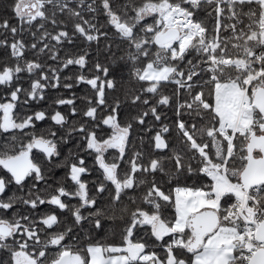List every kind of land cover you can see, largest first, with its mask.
<instances>
[{
    "label": "snow or ice",
    "instance_id": "1",
    "mask_svg": "<svg viewBox=\"0 0 264 264\" xmlns=\"http://www.w3.org/2000/svg\"><path fill=\"white\" fill-rule=\"evenodd\" d=\"M11 8L18 25L0 21L9 57L0 61V133L10 135L0 145V264H264V0H12ZM109 29L126 49L121 67L140 85L125 92L137 109L127 118L119 96L108 99L119 69L89 67L88 51L64 47L108 40ZM45 57L79 66L74 83L93 92L81 111L75 98L55 101L80 117L63 133L67 117L51 114L60 135L37 133L45 110L22 111L49 87L73 88ZM162 109L174 119L165 122ZM136 126L148 137L144 151L133 150ZM73 133L81 147L57 164ZM55 167L71 187L55 181L42 196L38 184L52 189ZM93 170L99 177L85 179ZM106 220L123 224L120 243L74 235Z\"/></svg>",
    "mask_w": 264,
    "mask_h": 264
},
{
    "label": "trees",
    "instance_id": "2",
    "mask_svg": "<svg viewBox=\"0 0 264 264\" xmlns=\"http://www.w3.org/2000/svg\"><path fill=\"white\" fill-rule=\"evenodd\" d=\"M12 0H0V21L3 19H8L13 25H18L17 19L14 17L12 8H11ZM97 21L99 23H103V18L97 16ZM68 28L71 29V24H68ZM48 31L53 32V28L51 26H48ZM3 36V30H0V37ZM9 40H11V36L9 34ZM25 40L30 44L33 42V39L30 35H25ZM39 41V37H37V42ZM54 43V42H53ZM112 44V47L109 49L108 45ZM118 38L115 37L112 34V30L109 29V39L105 40L101 38V41L99 43L92 42L91 46L88 45L87 42H84L82 40L76 41V46L73 48L72 46L65 45V50L68 52H77L86 50L89 53V59L90 64L89 67L92 66L95 62H100L102 64H105L106 66H111L112 69H119V74L116 77L120 87L116 90L115 93H112L109 91L108 93V99L111 103L113 101V98L115 96H119L120 100L122 101V108L121 111L123 113V117L127 118L129 115H135L137 109L131 107L130 105V97L126 99L125 92L132 89L133 86L136 88H139L140 85L136 83L135 81H130L129 79V67H121L122 65L126 64L127 61H121L119 57L121 55H124L126 49L121 47V49L117 48ZM27 58L33 59L34 54L31 49L27 52ZM65 51L60 52V56L64 57ZM193 58V57H189ZM9 59L8 54L3 51V49H0V61H7ZM44 61L47 65H51L53 68L60 67L61 72V85L65 82L67 83H73L72 89H66L62 86L59 89H53V88H47L45 89V99L44 100H36V101H29L27 106H23L22 111L26 112L28 114H31L32 111L35 110H45L48 114L49 118H46L43 122L37 123V133L39 134L40 129H48L51 131H57L58 135L62 134V132L59 130V126L54 125V123L50 120L51 114H53L55 111H61L62 114H64L68 119V125L63 129V133L67 132V128L72 126L73 121H79V116H73L71 114L72 105H58L55 104V101L57 99H69V98H75V107L78 111L86 109V100L85 97H92L93 92L90 89V86H87L85 84H75L74 83V77L76 74L83 72L84 70L79 69V66H69V68L65 69L61 65L60 61H52L50 59L44 58ZM91 75V73H89ZM72 78V79H68ZM23 79L25 80L24 87H28V74H24ZM171 87L169 86L168 89H166V94L170 93ZM161 114L163 117H166L165 122H169L174 119V114L172 111L168 109H162ZM147 125L149 127H157L158 128V122H154L151 117L146 118ZM171 126V125H170ZM78 127V124H77ZM142 126H136L134 132H133V150H141L144 151L148 147V137L147 135L141 131ZM47 134V133H45ZM173 135H175V132H173ZM144 137L143 140H141V137ZM80 137L73 133L72 138L69 141V143L66 146H63L62 148V155L56 159L57 164H61L66 156H68L69 149H71L73 152H76L79 147H81L80 143ZM168 151V150H165ZM80 155H85V153L80 152ZM115 153H113L114 155ZM131 153H129V156ZM86 161L89 166L92 165V158L86 156ZM193 164H196V161H193ZM62 167H58V169H61ZM99 177V172L93 170L92 175L85 177V179L88 180H95ZM58 181L61 180V176H58ZM202 182H206L201 177ZM189 183L196 182V177H193L192 180L188 181ZM49 183H55V177L52 176L50 179H48ZM69 188L71 187L70 182L68 181ZM41 189V188H40ZM44 187L41 189V195L48 196L52 194V191H43ZM125 201H127V198H125ZM71 203H76V200H71ZM46 209L50 211H57V214L60 213L58 210H56L55 206L50 205H42L38 209L39 212H44ZM86 214V213H85ZM65 216H67V213H65ZM123 228V224L119 223L118 221H109L106 220L104 222V228L103 230L96 229L93 230L90 225L84 224L83 227H77L75 229L74 235L78 237L81 244H86L87 242H95V241H102L106 243H120L121 237L119 235L120 231ZM157 251H160L159 246L156 248ZM0 258L7 259V256L5 253L0 252Z\"/></svg>",
    "mask_w": 264,
    "mask_h": 264
},
{
    "label": "flooded vegetation",
    "instance_id": "3",
    "mask_svg": "<svg viewBox=\"0 0 264 264\" xmlns=\"http://www.w3.org/2000/svg\"><path fill=\"white\" fill-rule=\"evenodd\" d=\"M0 94L3 95V91H0ZM8 139H10V135L9 134L0 133V145H3L5 143V141L8 140ZM33 151H34V153L38 152V150H35V149ZM40 158H42V156ZM5 173H6V170L0 169V175H5ZM65 173H66V170L63 167L61 169H58V167L50 168V175H49L48 179H50L52 176H54L55 177V181H58L57 178L60 175L61 176V180L59 181L60 184H67L68 185V181H66L64 179ZM31 183H32V181L29 180L28 184L30 185ZM49 184L52 185V189H49L48 191H52L54 188L59 186V184H56V183H49ZM42 187L45 188V185L43 183L38 184V188L42 189ZM14 191H17V189L13 186L8 194L11 195L12 192H14ZM25 192H26V189H25ZM19 194L20 195H24V192H20ZM20 207L23 208V207H26V206L21 205ZM17 210H19V209H17Z\"/></svg>",
    "mask_w": 264,
    "mask_h": 264
},
{
    "label": "rangeland",
    "instance_id": "4",
    "mask_svg": "<svg viewBox=\"0 0 264 264\" xmlns=\"http://www.w3.org/2000/svg\"><path fill=\"white\" fill-rule=\"evenodd\" d=\"M3 95H4V93H3ZM0 96H2L1 94H0ZM31 101V100H30Z\"/></svg>",
    "mask_w": 264,
    "mask_h": 264
}]
</instances>
